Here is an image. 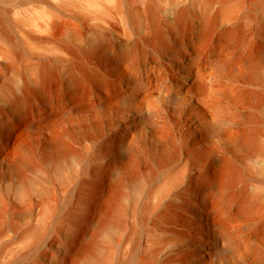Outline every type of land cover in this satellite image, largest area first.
Here are the masks:
<instances>
[{
    "label": "rangeland",
    "instance_id": "1",
    "mask_svg": "<svg viewBox=\"0 0 264 264\" xmlns=\"http://www.w3.org/2000/svg\"><path fill=\"white\" fill-rule=\"evenodd\" d=\"M238 24L244 39L226 42L222 31ZM263 40L264 0H0V264H69L120 177L124 195L110 196L118 221L77 264H264V101L249 99L264 100V54L259 79L250 64ZM103 43L120 58L103 64ZM46 65L57 74L53 101L34 92ZM80 71L102 85L87 75V86H71ZM23 96L28 105H17ZM247 135L261 146L250 156L239 147ZM169 139L162 164L154 142ZM58 142L77 154L43 161ZM132 146L145 160L141 186L119 168ZM222 156L248 178L202 191L195 179ZM239 191L258 199L249 215L226 203Z\"/></svg>",
    "mask_w": 264,
    "mask_h": 264
},
{
    "label": "bare ground",
    "instance_id": "2",
    "mask_svg": "<svg viewBox=\"0 0 264 264\" xmlns=\"http://www.w3.org/2000/svg\"><path fill=\"white\" fill-rule=\"evenodd\" d=\"M192 29L193 27H191L190 30H188V32L186 33V36L189 35V31H191ZM221 35L223 38H225L226 42L236 44L244 39L245 30L241 25L238 24L234 28L224 29ZM167 49L168 48H166V51H168ZM262 54H264V40L262 41L259 48L250 57V64H251L252 72H253L252 77L255 79L260 78L259 70L263 62ZM98 55L100 57V61L103 64L110 63L117 58V53L114 52L113 47L109 43H103L101 45V49ZM122 55L125 57L133 55V49L125 48L124 51L122 52ZM87 75L90 77L89 79L92 80L93 85L101 84L104 80L103 76L96 73L95 71L94 72L80 71V72L72 74L70 79H68L69 84L77 88L84 87L85 85L87 86L88 85L86 82V80L88 79L86 77ZM56 78H57L56 71L53 68H51V66H48V65L44 66L43 69L41 70L39 83L34 89L35 94L39 98L46 99V101H53L55 99V89L56 87H58V84H56V80H55ZM201 85H202V82L198 81L194 85H192L189 91L195 92L196 96L200 95V92L202 90V88H200ZM249 99L255 103H261L264 101L263 98H261L258 94L253 93V92L249 93ZM15 100L17 102V105H25V103H27L28 105L27 97H24V96L19 97V98L16 97ZM153 113L154 112H152V114ZM152 128L154 130H156L157 128L156 125H154V123H153ZM154 146H155L154 149L158 151L161 157L162 164H167L171 160L170 158L172 156L170 152H171V149L175 147V143L172 141V139H169L167 141L156 140L154 142ZM239 147L243 149L247 153L248 156L252 155L258 150H261V146L258 144V138L253 135H247L246 137H244L240 141ZM117 149H118V143L116 142V144L114 143L112 147H108L106 151L109 152V154H114L113 156L115 157V155H118ZM133 151L134 152H132V155L130 157L128 155L124 157H121V156L118 157V158L121 157L119 168L121 170V175L125 174L126 180L128 182H131L132 184L134 183L135 186H141V184H143V177H142L143 168H144L143 162L145 160L141 155L140 156L136 155L138 154V151L136 148L133 147ZM76 154H77V151H74L72 148H70L68 145L62 142L53 143L50 145H46L44 147L43 161L46 162L51 159H55L57 161L61 158H66L70 155L75 156ZM31 159L32 158L30 154L28 153L22 156V159L19 165L20 174L23 175L25 173V168L32 164L30 162ZM1 165H2V162H0V166ZM178 177L174 178V182L179 181ZM247 178L248 176L246 175V173L243 172L241 167L239 168V166H237V163L232 159V157L227 158V157L222 156V158L213 162L212 170L208 169L207 171L201 173L198 176V178L195 179V182L202 191L210 189V187L214 183L216 187H218L219 189L221 188L223 192H228L229 189L232 188V186H234L237 181L240 182ZM121 180L122 178L120 177L119 179L114 181V183H111L110 189L108 190V192H106V196L99 198L98 204L100 206V210L101 211L105 210L106 214L104 218L101 220V223L98 226V229H96V233L93 235V237H90V239L83 237L81 241L79 242V244L73 248V255L71 259L69 260V264H77V260L81 255H84V253H87L94 248L98 235L103 230V228L112 222L118 221V214H117L118 212L116 209V202L110 201V198H111L110 196L115 195V197L119 199L120 197L124 195L123 191L121 190V184H122ZM225 197H226L225 199L226 203L237 205V207L239 208L238 211L242 215L251 214L256 208V206L258 205L257 197L245 191L230 192V193H227ZM203 215H207L205 210L203 211ZM258 229L260 232V237L264 242V223L260 224ZM259 262L262 263L261 254H258V258H256V263H259Z\"/></svg>",
    "mask_w": 264,
    "mask_h": 264
}]
</instances>
